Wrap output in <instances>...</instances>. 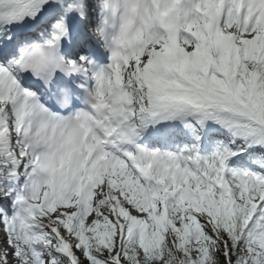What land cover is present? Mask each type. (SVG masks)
I'll return each mask as SVG.
<instances>
[{
    "label": "snow or ice",
    "instance_id": "6c2138e0",
    "mask_svg": "<svg viewBox=\"0 0 264 264\" xmlns=\"http://www.w3.org/2000/svg\"><path fill=\"white\" fill-rule=\"evenodd\" d=\"M0 264H264V0H0Z\"/></svg>",
    "mask_w": 264,
    "mask_h": 264
}]
</instances>
